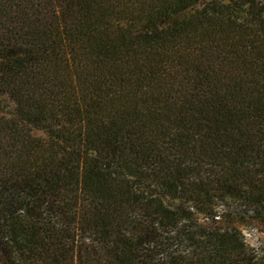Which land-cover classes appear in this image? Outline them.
<instances>
[{
	"label": "trees",
	"instance_id": "16d2710c",
	"mask_svg": "<svg viewBox=\"0 0 264 264\" xmlns=\"http://www.w3.org/2000/svg\"><path fill=\"white\" fill-rule=\"evenodd\" d=\"M261 224L264 0H0V264H264Z\"/></svg>",
	"mask_w": 264,
	"mask_h": 264
},
{
	"label": "rangeland",
	"instance_id": "374dc122",
	"mask_svg": "<svg viewBox=\"0 0 264 264\" xmlns=\"http://www.w3.org/2000/svg\"><path fill=\"white\" fill-rule=\"evenodd\" d=\"M258 227V230L243 228L248 240L256 246H259L262 244V242H264V224H261Z\"/></svg>",
	"mask_w": 264,
	"mask_h": 264
}]
</instances>
